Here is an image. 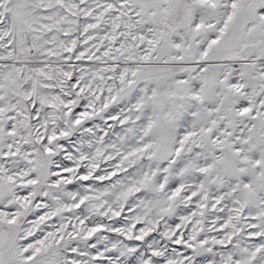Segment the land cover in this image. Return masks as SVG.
<instances>
[{
  "label": "snow or ice",
  "instance_id": "6c2138e0",
  "mask_svg": "<svg viewBox=\"0 0 264 264\" xmlns=\"http://www.w3.org/2000/svg\"><path fill=\"white\" fill-rule=\"evenodd\" d=\"M0 264H264V0H0Z\"/></svg>",
  "mask_w": 264,
  "mask_h": 264
}]
</instances>
